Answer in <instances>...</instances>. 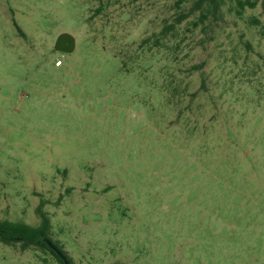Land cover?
Returning <instances> with one entry per match:
<instances>
[{
    "label": "rangeland",
    "instance_id": "obj_1",
    "mask_svg": "<svg viewBox=\"0 0 264 264\" xmlns=\"http://www.w3.org/2000/svg\"><path fill=\"white\" fill-rule=\"evenodd\" d=\"M238 11L0 0V220L45 201L73 264H264L263 0Z\"/></svg>",
    "mask_w": 264,
    "mask_h": 264
},
{
    "label": "trees",
    "instance_id": "obj_2",
    "mask_svg": "<svg viewBox=\"0 0 264 264\" xmlns=\"http://www.w3.org/2000/svg\"><path fill=\"white\" fill-rule=\"evenodd\" d=\"M210 3H216V0H205ZM264 3V0H263ZM258 4V0H237L239 13L243 12L247 7L254 9ZM21 34L23 32L19 29ZM45 201H41L37 208V214L40 218L38 226H31L23 222H16L10 220H0V242L12 246L20 244L23 249L36 247L44 251H48L54 256L59 264H73L72 259L62 250L58 242L51 238V220L48 214L44 211ZM46 240L51 241L60 251L63 257L58 255L53 249L49 247Z\"/></svg>",
    "mask_w": 264,
    "mask_h": 264
},
{
    "label": "water",
    "instance_id": "obj_3",
    "mask_svg": "<svg viewBox=\"0 0 264 264\" xmlns=\"http://www.w3.org/2000/svg\"><path fill=\"white\" fill-rule=\"evenodd\" d=\"M67 39L70 40L69 44L67 43ZM74 48V41L73 38L67 34H64L60 37V40L57 41L55 49L59 50V51H64V52H71L72 49ZM46 243L49 245V247L51 249H53L58 255H60L61 257H63V255L61 254V251L49 240H46Z\"/></svg>",
    "mask_w": 264,
    "mask_h": 264
},
{
    "label": "built area",
    "instance_id": "obj_4",
    "mask_svg": "<svg viewBox=\"0 0 264 264\" xmlns=\"http://www.w3.org/2000/svg\"><path fill=\"white\" fill-rule=\"evenodd\" d=\"M58 64L60 65V64H61V62L59 61V62H58Z\"/></svg>",
    "mask_w": 264,
    "mask_h": 264
}]
</instances>
